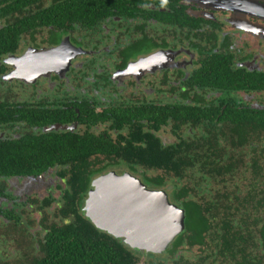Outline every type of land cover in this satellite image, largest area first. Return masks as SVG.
Returning a JSON list of instances; mask_svg holds the SVG:
<instances>
[{
  "label": "flooded vegetation",
  "instance_id": "1",
  "mask_svg": "<svg viewBox=\"0 0 264 264\" xmlns=\"http://www.w3.org/2000/svg\"><path fill=\"white\" fill-rule=\"evenodd\" d=\"M254 161L264 0H0V264L49 259L53 226L117 264H264V224L187 223L249 198ZM158 191L184 230L153 252Z\"/></svg>",
  "mask_w": 264,
  "mask_h": 264
},
{
  "label": "trees",
  "instance_id": "2",
  "mask_svg": "<svg viewBox=\"0 0 264 264\" xmlns=\"http://www.w3.org/2000/svg\"><path fill=\"white\" fill-rule=\"evenodd\" d=\"M232 148L234 149V147ZM228 150L229 149H225L223 151L226 153V155L230 156V152ZM220 157L221 158L215 159L211 165L205 162L209 171L214 169V174L232 176L240 174L239 171L241 170V167L239 165L236 169L234 167L235 165L233 166L231 164L230 166L229 163L224 162H222L220 166H217L218 160H222L224 155H221ZM159 161L168 163L167 159L165 158H159ZM190 164L191 163L184 162L179 163L174 170L175 174L184 175L187 166ZM199 169L205 171L204 167L202 166H200ZM244 174H252L254 179L253 188L250 190L252 194L249 198L239 199L238 205L228 207V211H224L220 216L215 217L217 219H213L212 221L207 216H203L201 214V212L198 210L201 208L199 207L200 205L192 206L194 211L192 213L189 212L187 215V223L191 225H208L210 223H237L254 225L264 224V163L259 162L258 164L256 161H254L252 166L244 167ZM159 184L161 183L159 182ZM257 184L260 186L258 189H256L255 186ZM226 191L232 192L229 188H227ZM234 203H236V199L234 200ZM53 227L55 229H53L51 232L52 235L49 236V238L53 241H56L59 245L52 247V249L46 253L49 259L37 264H42L43 262L51 264H117L118 259L115 257V254H112L111 251H108L104 247L99 248L96 245L97 243L91 237H89L85 231L75 232L65 229V227ZM201 231H196V233L199 235ZM175 247L176 246L174 244V248ZM89 248H94L93 255L89 252ZM174 248L171 252L172 254L175 251ZM109 257H113L112 260ZM120 264L130 263L126 262Z\"/></svg>",
  "mask_w": 264,
  "mask_h": 264
},
{
  "label": "water",
  "instance_id": "3",
  "mask_svg": "<svg viewBox=\"0 0 264 264\" xmlns=\"http://www.w3.org/2000/svg\"><path fill=\"white\" fill-rule=\"evenodd\" d=\"M154 203V214L157 216V239L153 248L144 250L161 252L174 238L184 230V212L169 202L163 191H158L152 197ZM155 218V217H154Z\"/></svg>",
  "mask_w": 264,
  "mask_h": 264
}]
</instances>
